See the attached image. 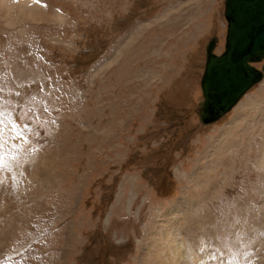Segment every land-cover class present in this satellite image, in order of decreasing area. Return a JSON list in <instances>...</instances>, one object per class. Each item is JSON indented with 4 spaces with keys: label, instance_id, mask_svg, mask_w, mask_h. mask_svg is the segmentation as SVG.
Instances as JSON below:
<instances>
[{
    "label": "rangeland",
    "instance_id": "rangeland-1",
    "mask_svg": "<svg viewBox=\"0 0 264 264\" xmlns=\"http://www.w3.org/2000/svg\"><path fill=\"white\" fill-rule=\"evenodd\" d=\"M225 2L0 0V264H264V79L201 119Z\"/></svg>",
    "mask_w": 264,
    "mask_h": 264
},
{
    "label": "water",
    "instance_id": "water-1",
    "mask_svg": "<svg viewBox=\"0 0 264 264\" xmlns=\"http://www.w3.org/2000/svg\"><path fill=\"white\" fill-rule=\"evenodd\" d=\"M228 21L225 50L209 42L201 86L205 97L203 123L220 119L264 78L254 63L264 60V0H226Z\"/></svg>",
    "mask_w": 264,
    "mask_h": 264
},
{
    "label": "bare ground",
    "instance_id": "bare-ground-1",
    "mask_svg": "<svg viewBox=\"0 0 264 264\" xmlns=\"http://www.w3.org/2000/svg\"><path fill=\"white\" fill-rule=\"evenodd\" d=\"M226 3V2H225ZM227 24H228V22H227ZM263 80H261L260 82H262ZM260 82H258V83H260ZM258 83H256V84H258ZM255 84V85H256ZM201 89H202V86H201ZM251 90V89H250ZM249 90V91H250ZM249 91H247V93L249 92ZM247 93H245L242 97H241V99H240V101L242 100V98L244 97V96H246V94ZM240 101L230 110V111H228L227 113H225L223 116H225V115H227V114H229L232 110H234L235 108H236V106L240 103ZM222 116V117H223ZM221 117V118H222ZM220 118V119H221ZM220 119H217V120H215V121H213V122H210V123H204V124H212V123H214V122H217L218 120H220ZM16 166V165H15ZM17 167V166H16ZM15 167V168H16ZM22 169V168H21ZM16 170H17V168H16ZM29 170V169H28ZM20 171V174H21V176H23L24 177V173L22 172V170H19ZM18 171V172H19ZM17 172V173H18ZM22 173H23V175H22ZM38 173H40V172H38ZM38 175H40V174H38ZM27 177H30V175H27ZM27 177H26V180H27ZM4 190V187H3V184L2 185H0V250L3 252V251H8V250H13L15 247L14 246H12V247H10V248H8V249H6L7 248V246H9V245H11V243L10 242H8V239H7V237H4V235H5V232H6V230H8V227H9V224H5V215H7V213L9 212V206L8 205H6L5 204V198H4V195H3V193H5V191H3ZM8 204V203H7ZM16 205V204H15ZM20 207V206H19ZM5 214V215H4ZM16 214V213H15ZM18 214V213H17ZM7 217V216H6ZM15 217V216H14ZM206 217L207 216H204L203 217V219H206ZM12 219L14 220L15 218H13L12 217ZM17 220H20V217H17L16 219H15V221H17ZM14 222V221H13ZM17 224V223H16ZM179 232V231H178ZM181 232V231H180ZM177 233V232H176ZM170 234V233H169ZM169 234H166V235H169ZM165 235V236H166ZM181 235V234H180ZM169 238H171L170 240H169ZM177 238V239H176ZM178 238H179V235L177 236H175V233H174V236L172 237L171 235H170V237H168V236H166V238H165V240H169V242L170 243H172V244H174L175 243V245H176V243H177V241H178ZM192 242V241H191ZM192 244V243H191ZM181 245V244H180ZM174 247V246H173ZM191 250H193L192 248H191ZM171 251H173L174 253H175V255L177 256V258H176V260H181V259H183L184 261L183 262H181V263H179V264H188V262H187V260H189V259H185V257H184V252H183V250H182V248H176V247H174V248H170V252ZM1 252V253H2ZM11 252V251H10ZM21 252V251H20ZM5 253V252H4ZM7 253V252H6ZM5 253V254H6ZM5 254H3V255H5ZM186 254V253H185ZM168 255H169V253H168ZM6 256V255H5ZM171 256V255H170ZM2 257V256H1ZM5 258V257H4ZM176 260L175 261H173L172 263L173 264H176ZM191 260V259H190ZM198 261V259L197 258H195V259H192V262H194V261ZM195 263V262H194ZM202 264H203V262H202Z\"/></svg>",
    "mask_w": 264,
    "mask_h": 264
}]
</instances>
